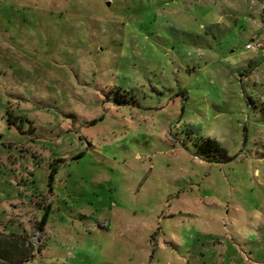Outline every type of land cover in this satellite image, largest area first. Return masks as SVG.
Listing matches in <instances>:
<instances>
[{
    "label": "rangeland",
    "instance_id": "374dc122",
    "mask_svg": "<svg viewBox=\"0 0 264 264\" xmlns=\"http://www.w3.org/2000/svg\"><path fill=\"white\" fill-rule=\"evenodd\" d=\"M12 233L19 264H264V0H0Z\"/></svg>",
    "mask_w": 264,
    "mask_h": 264
},
{
    "label": "trees",
    "instance_id": "16d2710c",
    "mask_svg": "<svg viewBox=\"0 0 264 264\" xmlns=\"http://www.w3.org/2000/svg\"><path fill=\"white\" fill-rule=\"evenodd\" d=\"M222 159L228 160L230 157L224 155L214 158V160ZM22 244H25V240L18 238V234L16 233H12L8 236L0 234V264H19L18 251L25 250V248H22ZM21 260L24 261V258Z\"/></svg>",
    "mask_w": 264,
    "mask_h": 264
},
{
    "label": "built area",
    "instance_id": "2783aa9c",
    "mask_svg": "<svg viewBox=\"0 0 264 264\" xmlns=\"http://www.w3.org/2000/svg\"><path fill=\"white\" fill-rule=\"evenodd\" d=\"M255 46L253 44H247L248 48H252V47H260L262 45L261 41H256L254 42Z\"/></svg>",
    "mask_w": 264,
    "mask_h": 264
}]
</instances>
